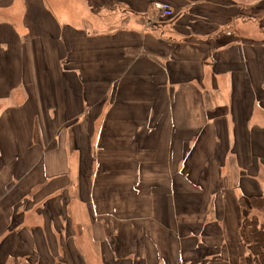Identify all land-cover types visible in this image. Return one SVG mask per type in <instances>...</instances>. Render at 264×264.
<instances>
[{
  "label": "crops",
  "instance_id": "1",
  "mask_svg": "<svg viewBox=\"0 0 264 264\" xmlns=\"http://www.w3.org/2000/svg\"><path fill=\"white\" fill-rule=\"evenodd\" d=\"M89 1L0 0V264H239L264 0Z\"/></svg>",
  "mask_w": 264,
  "mask_h": 264
},
{
  "label": "trees",
  "instance_id": "2",
  "mask_svg": "<svg viewBox=\"0 0 264 264\" xmlns=\"http://www.w3.org/2000/svg\"><path fill=\"white\" fill-rule=\"evenodd\" d=\"M245 1L247 3H243V0L241 3L249 5L259 0ZM239 205L243 214L242 226L239 233L243 249L240 264H248V260H250L247 255L249 249L254 251V264H264V223L262 222V216L264 217V196H241L239 198ZM10 264H19V262L14 261L10 262Z\"/></svg>",
  "mask_w": 264,
  "mask_h": 264
},
{
  "label": "rangeland",
  "instance_id": "3",
  "mask_svg": "<svg viewBox=\"0 0 264 264\" xmlns=\"http://www.w3.org/2000/svg\"><path fill=\"white\" fill-rule=\"evenodd\" d=\"M242 1V0H241ZM90 4H93L92 6L93 7H96L97 10H99L100 14L102 15V18L103 17H109L110 16V13H111V6H113L112 4H109V6L107 7H100V4L98 3L97 0H91L89 1ZM243 3H247V1L243 0ZM108 4V3H107ZM121 8V7H120ZM93 11V9H91ZM114 11V10H113ZM117 11V10H116ZM117 12H121V11H117ZM262 222L264 223V217L262 216ZM254 251L251 250V252H248L247 255L248 257L250 258V260H248V264H254V257H255V254H253ZM11 262H14L13 260H11ZM15 262H19V264H38L36 261H31V262H35V263H31L30 261H25V260H15ZM10 264V263H9ZM240 264V263H239Z\"/></svg>",
  "mask_w": 264,
  "mask_h": 264
},
{
  "label": "built area",
  "instance_id": "4",
  "mask_svg": "<svg viewBox=\"0 0 264 264\" xmlns=\"http://www.w3.org/2000/svg\"><path fill=\"white\" fill-rule=\"evenodd\" d=\"M156 9L159 12L160 18H165V17H171L173 16V11L170 5L165 4V3H157Z\"/></svg>",
  "mask_w": 264,
  "mask_h": 264
}]
</instances>
